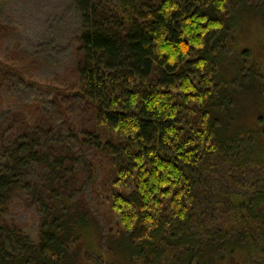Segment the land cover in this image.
<instances>
[{
    "label": "trees",
    "instance_id": "obj_1",
    "mask_svg": "<svg viewBox=\"0 0 264 264\" xmlns=\"http://www.w3.org/2000/svg\"><path fill=\"white\" fill-rule=\"evenodd\" d=\"M75 3L71 71L40 85L60 120L1 132L0 264H264V73L237 40L264 0Z\"/></svg>",
    "mask_w": 264,
    "mask_h": 264
},
{
    "label": "rangeland",
    "instance_id": "obj_2",
    "mask_svg": "<svg viewBox=\"0 0 264 264\" xmlns=\"http://www.w3.org/2000/svg\"><path fill=\"white\" fill-rule=\"evenodd\" d=\"M0 25V62L2 67L10 65L11 70L0 90L1 138L2 130L18 121L20 110L26 106L51 115L52 121L60 120L61 115L50 103L51 94L40 89V85L46 86L55 78L63 80L70 73L83 14L75 0H0ZM239 29L238 47L249 49L264 73V28L256 20L247 19ZM252 114L254 117L248 115L246 120L250 127H254L258 116L264 119V101ZM4 163L0 159V169ZM89 203L94 209L91 197ZM10 206L8 218L33 235L40 217L34 199L19 192Z\"/></svg>",
    "mask_w": 264,
    "mask_h": 264
},
{
    "label": "bare ground",
    "instance_id": "obj_3",
    "mask_svg": "<svg viewBox=\"0 0 264 264\" xmlns=\"http://www.w3.org/2000/svg\"><path fill=\"white\" fill-rule=\"evenodd\" d=\"M255 83V82H254ZM239 96V95H238ZM222 130V129H221ZM78 232V231H77Z\"/></svg>",
    "mask_w": 264,
    "mask_h": 264
}]
</instances>
